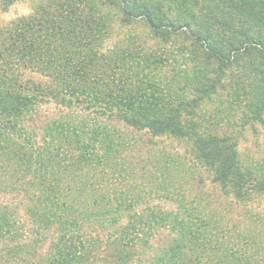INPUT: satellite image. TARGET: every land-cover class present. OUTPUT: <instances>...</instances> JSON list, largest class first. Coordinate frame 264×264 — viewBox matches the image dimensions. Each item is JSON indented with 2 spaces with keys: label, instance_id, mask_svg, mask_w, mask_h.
I'll return each instance as SVG.
<instances>
[{
  "label": "trees",
  "instance_id": "trees-1",
  "mask_svg": "<svg viewBox=\"0 0 264 264\" xmlns=\"http://www.w3.org/2000/svg\"><path fill=\"white\" fill-rule=\"evenodd\" d=\"M107 1L119 8L123 25L143 22L155 42V50L139 47L130 55L132 67L126 72L116 67L117 54L107 60L98 48L88 55L79 49L76 59L67 45L69 33H84L93 42L105 38V21L81 27L71 23L73 28L65 33L57 17L40 10L18 20L11 31H0V188L9 193L24 190L39 228L57 226L58 239L45 264H134L137 246L148 247L152 233L166 228L177 237L153 255L150 264H261L246 252L212 243L205 221L156 208L127 212V222L114 239L119 251L110 257L101 239L88 235L85 227L111 223L110 214L118 212L115 207L139 200L134 196L129 201L117 184L125 178L123 172L133 178L138 166L133 164L132 172L117 162L121 135L96 122L92 127L52 122L39 144L34 133L19 124L42 104L82 105L87 111L94 109L95 121L117 117L127 127L156 137H194L198 157L212 172L213 182L242 204L262 188L264 181L238 160L232 134L242 125L234 122L229 107L215 110L216 115H227L228 135L217 132L216 117L204 127L199 114L203 105L226 93L252 99L237 107L252 110L256 120L264 122V0ZM77 2L59 0L58 8L71 5L73 12L79 11L81 1ZM27 70L47 76L53 85L26 79ZM119 82L121 87L115 85ZM126 86L140 93L139 102L117 94ZM148 165L156 167V160ZM89 203L97 209L86 208ZM21 236L7 214L0 216V239L14 242Z\"/></svg>",
  "mask_w": 264,
  "mask_h": 264
},
{
  "label": "rangeland",
  "instance_id": "rangeland-1",
  "mask_svg": "<svg viewBox=\"0 0 264 264\" xmlns=\"http://www.w3.org/2000/svg\"><path fill=\"white\" fill-rule=\"evenodd\" d=\"M77 1L76 5L81 1L79 11L76 9L73 12L71 5L62 9L58 8L59 0H0V31H11L18 20L37 15L40 10L53 14L51 18L57 17V23H62L66 28L65 33H69L73 28L70 26L71 23L81 27L82 23L91 24L92 22L94 25L98 21H105L109 31L105 38H97L93 42L85 38L84 33L80 35L77 32L69 33L68 38L71 43L67 41V45L72 51L75 50L76 59L80 58L76 53L79 49L88 55L94 48H98L100 54L109 56L107 60L117 54L116 67L123 68V72L127 71L125 68L132 67L129 57L137 53L139 47L143 50L156 49L155 42L151 39L145 24L140 21L129 26L123 25L121 11L117 6L111 5L107 0ZM9 9H12V18L4 20L3 17L9 15ZM71 12L74 14H70ZM132 42H136L135 47ZM115 50L118 52L111 55V52ZM135 67L134 63L133 68ZM155 73L157 77L161 76L160 73ZM93 77H96L95 74ZM25 78L45 87L53 85L50 78L38 72L27 70ZM78 79L76 77L74 81ZM115 85L122 86L120 82ZM117 94L134 102L140 100V93L130 86H126L124 92L117 91ZM221 95L201 107L199 116L201 115L202 123L204 127L211 126L216 117L220 121V129L217 132L221 136L228 135L231 129L227 115H216L215 110H225L229 107L228 110L234 117V122L242 125L232 134L238 160L245 168L251 169L258 180L264 181V122L256 120L252 110L248 112L237 107L239 103L244 102L248 105L252 99L243 96H227L226 93ZM220 102H223V108H220ZM93 110L87 111L82 108V105L62 107L52 101L36 107L19 124L27 131H32L39 144L43 143L45 128L52 122L67 121L75 125L85 123L89 127L96 122L108 127L117 136L121 135L123 146L120 148L117 162L122 166L128 165L132 172L133 164L136 163L135 165L138 166L134 170L135 175L132 174L133 178L128 177L129 172H123L121 175L125 178L122 180L121 177L117 184L125 191L129 201L134 196L139 200L132 201V206L127 203L125 206L123 204L115 207L114 211L118 212L110 214V217L114 219L111 223L104 225L98 223L85 227L88 235L101 239L102 246L107 249L109 256L119 251L114 239L120 227L127 222V212L156 208L165 212H180L184 218L190 213V216L207 223L205 228L212 243H223L224 247L233 249L238 254L246 252L250 259L264 264V185L253 193L246 204H242L232 194H227L219 184L213 182L212 172L198 157L194 137L189 135L183 138L156 137L148 131H138L127 127L120 123L117 117L114 120L100 118L95 121ZM262 119L264 121V111ZM17 142L21 144L20 140ZM124 144H131L132 147H125ZM153 159L156 160V167L148 165V161L152 162ZM141 165L144 169H141ZM106 187L108 185H105ZM91 203L86 208L97 209L90 207ZM32 207L33 204L27 199L24 190L9 193L0 188V216L7 214L8 218L16 223L22 235L14 242L0 239V264H45L53 253V247L58 239V228L56 225L46 230L39 228V224L30 212ZM176 237L177 234L169 228L153 232L149 237L148 247L139 246L138 248L137 246L134 264H150L153 255L169 247Z\"/></svg>",
  "mask_w": 264,
  "mask_h": 264
},
{
  "label": "clouds",
  "instance_id": "clouds-1",
  "mask_svg": "<svg viewBox=\"0 0 264 264\" xmlns=\"http://www.w3.org/2000/svg\"><path fill=\"white\" fill-rule=\"evenodd\" d=\"M18 7V6H17ZM11 12H12V9H9V15L8 16H5L3 17L4 20H8V19H11Z\"/></svg>",
  "mask_w": 264,
  "mask_h": 264
}]
</instances>
